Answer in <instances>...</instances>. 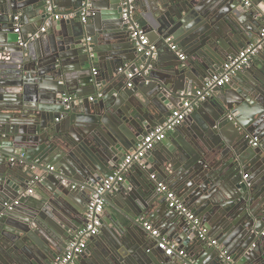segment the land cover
<instances>
[{
    "label": "water",
    "instance_id": "95a60500",
    "mask_svg": "<svg viewBox=\"0 0 264 264\" xmlns=\"http://www.w3.org/2000/svg\"><path fill=\"white\" fill-rule=\"evenodd\" d=\"M139 2L125 20L119 0H0V264H56L84 226L96 183L182 104V93L199 89L168 141L103 195L99 232L73 264H183L145 221L197 264H264V45L260 65L205 88L257 38L264 0ZM82 6L87 23L55 18ZM133 23L144 48H155L148 56L131 37ZM152 174L197 223L168 207Z\"/></svg>",
    "mask_w": 264,
    "mask_h": 264
},
{
    "label": "built area",
    "instance_id": "2783aa9c",
    "mask_svg": "<svg viewBox=\"0 0 264 264\" xmlns=\"http://www.w3.org/2000/svg\"><path fill=\"white\" fill-rule=\"evenodd\" d=\"M119 1L122 6L121 16L123 19L127 20L130 11H132L133 9L134 0ZM244 2L247 5L249 4V0H244ZM88 15V8L86 6H82L77 12H71L69 14H56L55 18H70L77 16L81 22H85L88 18ZM15 19L18 20V17H15ZM15 26L17 28L19 27L18 24H16ZM130 28L131 37L134 40L138 39V50L142 54L148 56L155 51L153 45H149L148 47L144 48L145 45H148V40L136 23L130 25ZM44 29L45 27H41V31H44ZM20 44L24 45L25 43L21 42ZM262 45H264V27L260 29L257 38L253 42L241 49L234 58L230 59V61L223 66L218 74L214 75L206 83L205 88L211 89L213 87L221 86L226 83L236 70L242 69L250 63L252 57L255 56ZM170 48L177 54L179 59H185L184 52L180 50L179 46L176 43H172L170 45ZM132 77V73L127 74L128 79H132ZM128 86H131V83H128ZM202 93L203 90L200 89L195 93H192L190 91L182 93L184 95L182 104L179 107L172 109L170 115L164 120L163 123L157 124L152 129H150V131L141 139L137 147L126 154L125 159L120 163L118 169H116L108 177L102 178L99 182L96 183L94 191L87 204V209L84 216V226L73 235L71 240L68 241L64 254L60 258H58L56 264L74 263L75 255L82 252L87 246L88 239L98 234L99 232V228L101 226V215L104 212V207L106 204L103 195L111 189L113 184L120 183L124 180L123 173L129 165H131L133 162L140 161L143 156L149 150H151L157 142L163 141L170 130L182 123L186 115L193 109L192 98L197 96H201L202 98ZM93 99L94 97H90V100ZM250 142L253 146L257 145V140L255 137ZM48 167L50 169H53V167L51 166ZM246 177L247 175L243 176V178ZM151 179L156 181V191L164 197L169 208L174 209L181 215H184L189 221L197 223L193 212L186 207V205L178 198L176 193L172 189H170V187L166 183L158 181L154 174L151 175ZM32 191L33 190L31 188L28 189L29 193H32ZM13 203L16 204L17 201H14ZM143 227L150 233V235L160 238L158 245L162 250H164L166 255L171 256L175 254L177 257L182 259L183 264H197L196 261L191 258L183 248H177L175 243L168 241L157 228L153 227L151 223L145 221L143 222ZM259 234L261 236H264V228L259 232ZM210 244L217 245L215 240H210ZM252 247H254V244H252ZM220 257L226 261L230 260L229 255L223 249L220 250Z\"/></svg>",
    "mask_w": 264,
    "mask_h": 264
},
{
    "label": "crops",
    "instance_id": "0c3cea01",
    "mask_svg": "<svg viewBox=\"0 0 264 264\" xmlns=\"http://www.w3.org/2000/svg\"><path fill=\"white\" fill-rule=\"evenodd\" d=\"M143 1V3H144V0H142ZM137 7H142L141 6V3L139 2V0H134L133 1V8H137ZM88 22V18H87V20L84 22V23H87ZM175 53V52H174ZM175 55L177 56V54L175 53ZM181 60V59H180ZM259 62H260V60H258V59H256V56H253L252 57V59H251V61H250V63L249 64H253V63H255V64H257V65H260L259 64ZM64 98H67V94H65V97ZM69 98L70 99H72V98H74V99H77L76 98V95H69ZM171 131V130H170ZM170 132H168V134H169ZM168 134L166 135V137L163 139V142H167L168 141ZM171 189V188H170ZM106 206V205H105ZM105 211V210H104ZM191 211V210H190ZM104 214V213H103ZM103 216V215H102ZM154 224V223H153ZM89 246V241H87V246L86 247H88ZM181 259V258H180ZM230 261V260H229Z\"/></svg>",
    "mask_w": 264,
    "mask_h": 264
},
{
    "label": "flooded vegetation",
    "instance_id": "af4514ba",
    "mask_svg": "<svg viewBox=\"0 0 264 264\" xmlns=\"http://www.w3.org/2000/svg\"><path fill=\"white\" fill-rule=\"evenodd\" d=\"M13 159V158H10V160ZM14 160V159H13Z\"/></svg>",
    "mask_w": 264,
    "mask_h": 264
}]
</instances>
